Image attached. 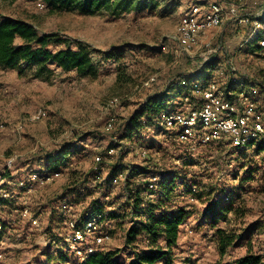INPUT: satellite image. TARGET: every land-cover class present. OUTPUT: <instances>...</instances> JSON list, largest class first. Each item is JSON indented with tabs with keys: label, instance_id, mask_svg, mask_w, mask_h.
<instances>
[{
	"label": "rangeland",
	"instance_id": "obj_1",
	"mask_svg": "<svg viewBox=\"0 0 264 264\" xmlns=\"http://www.w3.org/2000/svg\"><path fill=\"white\" fill-rule=\"evenodd\" d=\"M138 1L141 9L114 15L52 11L43 0H0V17L26 21L72 49L84 47L95 67L87 77L54 65L41 76L25 65L0 68V264L82 263L85 259L69 248L67 221H81L92 212L101 214L100 231L110 238L98 253L121 249L131 221L129 192L123 187L129 169L161 176L171 190L168 200L160 187L146 197L138 177L129 179L132 194L142 198L140 209L159 203V210L183 208L189 215L172 248L171 264H219L247 253L263 254L264 137L243 148L226 142L200 147L178 142L158 116L128 136L124 125L149 96L166 88L170 97L163 112L174 113L195 88L213 83L224 92L234 79L245 83L237 93L257 86L252 99L264 124V49L256 45L264 38V19L258 21L260 30L249 28L250 37L237 20L229 21L185 53L174 40L176 28L182 14L200 0ZM239 16L263 18L264 0H247ZM114 98L119 105H110ZM38 110L46 117L29 121ZM109 116L116 120L111 132L105 130ZM110 149L113 155L107 154ZM57 151L62 157L49 168L47 155ZM96 157L101 165L95 169ZM45 171L61 175L42 187L20 185L32 172ZM118 171L121 177L114 182ZM214 202L230 203L231 209L217 215L211 227L202 213ZM216 229L242 237L221 253ZM130 258L129 252L118 255L119 261Z\"/></svg>",
	"mask_w": 264,
	"mask_h": 264
},
{
	"label": "trees",
	"instance_id": "obj_2",
	"mask_svg": "<svg viewBox=\"0 0 264 264\" xmlns=\"http://www.w3.org/2000/svg\"><path fill=\"white\" fill-rule=\"evenodd\" d=\"M43 1L52 11L77 10L82 14L106 11L116 15L119 13H126L130 10L137 11L142 8L138 0ZM263 19L264 17L255 20L262 23ZM245 28L249 30H247V36L250 37V29H252V27L250 28V26H246ZM258 29L260 30V27ZM256 40L257 38L251 42L249 41V43L253 45ZM257 43L258 40L256 41V45ZM59 45V48H55ZM20 65L34 68V75L36 76H41L47 73L48 65H54L58 69L66 72L73 70L80 77H87L94 75L95 73L93 62L84 47L78 45L76 49H72L69 42L61 40L55 34H39L34 26L26 21L0 17V68L16 69L19 68ZM253 87L257 86L253 84ZM169 97L168 88L162 92L149 96L141 108L137 110L124 125L126 136L131 134L132 131L143 127L146 123L151 124L157 116L159 119L161 114L165 113L163 110ZM115 124L116 120L114 126ZM61 157L62 153L59 151L48 154L47 158L52 160V165L49 166V168L56 165L58 159ZM100 165L101 162H95V169ZM133 171L132 169H129L131 175L129 179L132 180L133 177H138L139 182L143 184L146 190V197H150L152 192L160 187V195L168 200L171 190H169V186H165V178L160 177L155 183L154 190H149L148 179L152 178L154 175L148 176L144 171L136 173ZM114 173L115 169L110 172V175H114ZM117 173L120 175L122 174L120 171ZM116 177H118L117 174L113 177V180ZM129 179L128 181H125L123 187L129 192V198L127 200L129 214L127 215H129L131 221L128 228L125 230L123 247L113 252H97L96 254L85 258L80 264H158L162 260L164 261L162 264H171L172 248L177 244L180 226L189 215L183 208L172 212H167L165 210L162 211L161 209L159 210V207L161 206L159 203H147L145 211L140 209L142 198L137 192L132 194L129 186L131 181H129ZM229 209H231L230 203H210L205 207L202 213V220L203 222L209 221V225L214 227L216 216ZM158 211L160 212L159 214ZM94 214L100 213L92 212L79 222L87 220ZM140 214L144 217L143 220L140 218ZM109 218L112 220L115 219V216L111 215ZM116 220H119V218H116ZM100 221H102V218ZM201 223L202 221L199 222V226ZM215 233L219 239L218 243L221 253H224L225 249L230 247L235 240L242 237V234L239 236H235L234 234L231 235L230 233L224 234L220 229H216ZM121 252H129L131 258L126 262L119 261L118 255ZM219 264H264V252L263 254L247 253L236 258L232 262H222Z\"/></svg>",
	"mask_w": 264,
	"mask_h": 264
},
{
	"label": "built area",
	"instance_id": "obj_3",
	"mask_svg": "<svg viewBox=\"0 0 264 264\" xmlns=\"http://www.w3.org/2000/svg\"><path fill=\"white\" fill-rule=\"evenodd\" d=\"M246 2L247 0H200L192 4L182 14L176 28L174 40L179 51L189 53L198 46L202 36L232 20H237L243 27L258 29L260 25L257 20L239 16L240 9ZM42 8L40 4L39 9ZM258 45L264 49V38L258 41ZM244 85L242 80L234 79L230 88L223 92L215 84L206 83L195 88L193 97L190 100L185 99L180 111L163 113L159 120L165 128L175 132L177 141L182 144L205 147L226 142L232 148L249 146L264 136V124L252 99L258 92L257 87L251 88L249 92L235 91L237 88H244ZM111 104L117 106L119 100L114 98ZM45 117L46 112L38 110L29 121L37 122ZM114 123L115 118L109 116L105 130L112 131ZM113 153V149L107 152L108 155ZM140 153L145 157L144 151ZM100 159L96 157V162ZM11 163L12 160H9L8 166ZM60 175L59 171L32 172L26 184L20 185L28 190L33 186L42 187L53 183ZM120 177L121 175H118L113 181L116 182ZM160 177L153 176L148 179L149 190H154ZM1 196L6 198L7 194L3 193ZM62 208L70 211L67 205ZM101 218V214H94L83 222L67 221L70 231L67 241L70 240L69 248L77 258L85 259L96 254L98 248L109 242V235L100 231Z\"/></svg>",
	"mask_w": 264,
	"mask_h": 264
},
{
	"label": "crops",
	"instance_id": "obj_4",
	"mask_svg": "<svg viewBox=\"0 0 264 264\" xmlns=\"http://www.w3.org/2000/svg\"><path fill=\"white\" fill-rule=\"evenodd\" d=\"M181 107H182V105H181ZM181 107H180V109H181ZM181 233V226H180V230H179V234Z\"/></svg>",
	"mask_w": 264,
	"mask_h": 264
}]
</instances>
